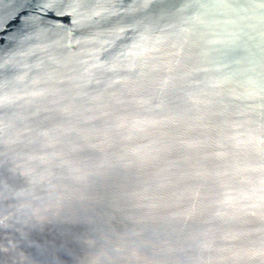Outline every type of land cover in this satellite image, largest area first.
<instances>
[{
    "label": "water",
    "instance_id": "obj_1",
    "mask_svg": "<svg viewBox=\"0 0 264 264\" xmlns=\"http://www.w3.org/2000/svg\"><path fill=\"white\" fill-rule=\"evenodd\" d=\"M0 264H264V0H0Z\"/></svg>",
    "mask_w": 264,
    "mask_h": 264
}]
</instances>
